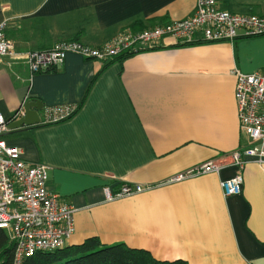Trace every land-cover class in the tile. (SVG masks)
<instances>
[{
  "label": "crops",
  "instance_id": "0c3cea01",
  "mask_svg": "<svg viewBox=\"0 0 264 264\" xmlns=\"http://www.w3.org/2000/svg\"><path fill=\"white\" fill-rule=\"evenodd\" d=\"M195 1L0 0V24L19 53L70 40L96 47L135 20L147 28L187 18ZM216 5L264 15V0ZM174 42L165 37L108 65L67 52L61 65L32 74L21 61L1 59L6 119L28 99L42 102L39 116L47 105L76 106L66 120L12 128L3 138L22 149L25 161L44 164L47 188L76 208L65 246L96 236L158 260L264 264V162L249 160L240 193L229 196L220 181L238 172L232 165L172 180L246 142L234 71L264 70V33L240 34L232 42ZM123 183L151 188L106 200L104 188L114 192Z\"/></svg>",
  "mask_w": 264,
  "mask_h": 264
},
{
  "label": "built area",
  "instance_id": "2783aa9c",
  "mask_svg": "<svg viewBox=\"0 0 264 264\" xmlns=\"http://www.w3.org/2000/svg\"><path fill=\"white\" fill-rule=\"evenodd\" d=\"M3 27L0 24V60L21 61L32 74L61 65L67 52L106 60L122 50L156 47L165 37L174 39L177 44L232 42L240 34H263L264 15L234 13L218 8L216 0H196L193 13L187 18L138 31L126 28L100 46L70 40L56 43L51 49L23 53L15 51ZM234 75L237 116L246 142L229 154L210 158L179 172L172 180L218 172L232 165L238 168V172L220 181L224 194L229 196L240 193L242 170L249 160L264 162V70L251 73L235 70ZM75 109L72 104L44 106L39 123L66 120ZM22 113L20 108L11 119L19 118ZM11 119H6L0 112V229L14 243L13 264H24L36 253L65 246L74 231L76 208L47 188V167L44 164L25 161L22 149L3 138L11 129L8 125ZM150 188V185L123 183L114 192L108 187L104 191L106 200L110 201Z\"/></svg>",
  "mask_w": 264,
  "mask_h": 264
},
{
  "label": "trees",
  "instance_id": "16d2710c",
  "mask_svg": "<svg viewBox=\"0 0 264 264\" xmlns=\"http://www.w3.org/2000/svg\"><path fill=\"white\" fill-rule=\"evenodd\" d=\"M139 20L130 23L129 28L134 31L145 27L139 26ZM168 23L160 21L159 24ZM141 27V28H140ZM193 43V42H192ZM122 50L104 61V65L128 59L133 54L144 50ZM14 243L7 234L0 229V264H13ZM24 264H188L183 259L158 260L147 250L128 247L122 242L105 244L96 236L88 237L82 243L66 245L62 248L34 254L27 258Z\"/></svg>",
  "mask_w": 264,
  "mask_h": 264
},
{
  "label": "water",
  "instance_id": "95a60500",
  "mask_svg": "<svg viewBox=\"0 0 264 264\" xmlns=\"http://www.w3.org/2000/svg\"><path fill=\"white\" fill-rule=\"evenodd\" d=\"M42 107V102L38 99L25 100L21 109H23L22 115L15 120H12L8 125L9 128H18L23 125H33L39 122L38 109Z\"/></svg>",
  "mask_w": 264,
  "mask_h": 264
}]
</instances>
